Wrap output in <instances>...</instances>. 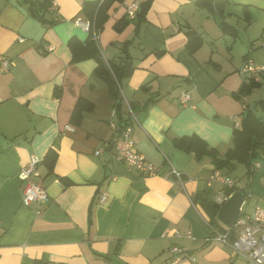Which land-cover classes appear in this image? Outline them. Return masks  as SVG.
Listing matches in <instances>:
<instances>
[{
	"label": "crops",
	"instance_id": "obj_1",
	"mask_svg": "<svg viewBox=\"0 0 264 264\" xmlns=\"http://www.w3.org/2000/svg\"><path fill=\"white\" fill-rule=\"evenodd\" d=\"M50 1L0 0V57L13 62L0 71V264H255L207 239L209 222L227 225L202 196L223 187L208 183L212 171L229 175L238 161L214 155L226 158L243 115L264 127V73L238 72L246 56L264 62V0H150L139 21L126 5L143 0ZM76 16L97 28L95 43ZM119 60L129 70L116 97L99 72ZM78 97L92 106L73 120ZM129 106L135 147L156 174L115 158ZM31 154L49 198L27 205L18 173ZM172 245L183 251L176 262Z\"/></svg>",
	"mask_w": 264,
	"mask_h": 264
},
{
	"label": "built area",
	"instance_id": "obj_2",
	"mask_svg": "<svg viewBox=\"0 0 264 264\" xmlns=\"http://www.w3.org/2000/svg\"><path fill=\"white\" fill-rule=\"evenodd\" d=\"M57 3L55 0H51L49 8L56 9ZM139 4L136 1H132L126 5V15L129 18H134L137 14ZM74 22L82 27L84 30L89 31L92 24L89 20L83 19L80 16L74 18ZM177 23L173 24V28L177 29ZM95 40H97L98 33L94 31L93 34ZM21 40L22 37H19ZM264 44V43H263ZM51 45H47V48H51ZM12 60L6 56L0 57V71L7 70L12 64ZM240 75H247V73H264V62H257L252 57L246 56L240 67L238 68ZM260 85L264 87V80L260 81ZM180 101L188 103L190 99L189 90H181ZM136 120L134 110L129 106L127 112V121L124 123L118 135L114 141L115 158L126 161L128 164L134 166L138 171L144 174H156L160 171V167L148 160L142 153H140L134 143L132 137L133 122ZM112 126H115L114 121H110ZM96 153L100 152V149L95 150ZM40 157L35 154H31L28 162L23 165L18 173L19 177L24 180L21 187V200L24 204L31 202H44L49 198L47 188L40 183V181L33 180V176H38V163ZM255 166H259V161L254 162ZM169 171L175 175V177L181 181V171L175 168L172 164L169 165ZM211 181H219L223 183V187L217 189L214 193V200L222 204L228 199L233 193V188L237 185V181L220 170L215 169L209 175L208 183ZM250 194L247 190L244 192V197L239 205V212L235 222L231 226H225L224 228H218L217 226L211 225V233L207 239L216 240L225 244L230 245L234 251L241 254L245 259L255 263L264 264V206L255 204L250 212L244 210L245 196ZM107 192L103 190L99 195L98 199L103 201L106 197ZM178 234L179 231H176ZM235 233L233 238L229 239L230 235ZM190 236V231L187 232ZM170 251L174 253L172 262H176L183 257V251L177 245H172ZM108 264H116L108 262Z\"/></svg>",
	"mask_w": 264,
	"mask_h": 264
},
{
	"label": "trees",
	"instance_id": "obj_3",
	"mask_svg": "<svg viewBox=\"0 0 264 264\" xmlns=\"http://www.w3.org/2000/svg\"><path fill=\"white\" fill-rule=\"evenodd\" d=\"M211 1L213 0H207V1L201 0L202 3H206V4H210ZM219 2L220 0H214L216 8H218ZM46 3L47 1H40L39 5L42 6ZM149 3L150 0H143L140 2L138 8L140 15H138V13L136 14V16L134 17L136 20L138 21L140 20L141 16H143L145 10L147 9ZM35 13L38 14V7H36ZM129 19H133V18H129ZM125 22H126L125 20H119L116 23V28L120 29ZM220 25L222 26V29H225L226 23H224L222 20L220 21ZM94 31L98 33L97 28L95 26H92L91 29L88 31L90 41L93 43H95V38L93 36ZM127 62H128L127 60L126 61L124 60V62H121V60H119L118 62L108 61V65L110 68L102 69L99 72L100 76L107 81L111 92L116 97H120L116 80L120 81L122 75L128 72L129 65ZM91 106L92 103L90 101L85 100L82 97H78L73 107L71 118L73 120H79L81 118L82 110L91 108ZM126 121H127V116L125 119L120 121V125L118 127L119 130L121 126L124 123H126ZM233 140H234V146L227 152L226 158L220 159L216 155H214L215 156L214 161L217 164L221 165L222 163L227 162L229 157H234L240 162H244V164L248 167L249 171H251V165H252V161L254 160V157L257 155V152L260 148H264V127L261 126L260 120L256 118L253 115V113H251V111H247L243 115L240 123V127L234 129ZM190 142H192V144L195 146L196 141L194 139H191L188 136L179 137V143L182 145L184 144L189 145ZM208 149L211 150L210 148ZM54 157H55L54 152L49 151L47 154V161L49 164L53 162ZM234 189H241L244 192L247 191L243 188V186H237V185L233 188V190ZM207 193L208 192L206 191V195H205L204 192V196H202V200L206 203L207 209L213 218L216 215L220 204L217 203L214 199H212L209 195H207ZM209 224L214 225L211 222H209Z\"/></svg>",
	"mask_w": 264,
	"mask_h": 264
},
{
	"label": "rangeland",
	"instance_id": "obj_4",
	"mask_svg": "<svg viewBox=\"0 0 264 264\" xmlns=\"http://www.w3.org/2000/svg\"><path fill=\"white\" fill-rule=\"evenodd\" d=\"M255 161H259V166H253ZM228 170L227 173L236 179L239 185L250 191V194L245 196L244 210L250 212L255 204L264 206V148H260L254 157L251 171L239 160Z\"/></svg>",
	"mask_w": 264,
	"mask_h": 264
},
{
	"label": "water",
	"instance_id": "obj_5",
	"mask_svg": "<svg viewBox=\"0 0 264 264\" xmlns=\"http://www.w3.org/2000/svg\"><path fill=\"white\" fill-rule=\"evenodd\" d=\"M244 197V191H234L226 201H224L218 209L217 217L227 226H231L238 215L239 205Z\"/></svg>",
	"mask_w": 264,
	"mask_h": 264
}]
</instances>
